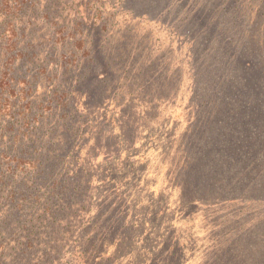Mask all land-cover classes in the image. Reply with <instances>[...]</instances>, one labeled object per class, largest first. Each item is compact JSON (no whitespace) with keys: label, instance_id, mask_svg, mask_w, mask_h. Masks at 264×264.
<instances>
[{"label":"trees","instance_id":"16d2710c","mask_svg":"<svg viewBox=\"0 0 264 264\" xmlns=\"http://www.w3.org/2000/svg\"><path fill=\"white\" fill-rule=\"evenodd\" d=\"M92 1L91 7L89 4L77 5L78 12L71 30L69 26L59 27L58 30L62 36V47L73 45L75 53L77 50L78 53L83 52V59L79 63L76 54L65 57L67 74L75 75L77 67L83 71L85 58H90L87 60L90 62L87 76L77 85L79 89L75 88L71 92L63 88L69 79L61 80V86L47 99L35 103L30 99L38 90L37 80H21L19 74L22 67L34 61L37 54L24 53L25 48L20 47V41L26 33L9 20H16L20 15L21 19L25 18L24 8L27 5L35 8L36 4L31 0H0V17L3 18L0 25V46H3L0 48L3 60L0 65V117L11 115L14 120L20 121V129L12 132L16 149L23 137L32 134L38 127H45L50 138L58 134L62 142L54 144L50 141L48 144L49 150L56 152L53 154L54 159L60 165H68L69 162L77 168L81 164L78 148H75L79 145L78 141L86 140L93 134L97 137L101 133V144L96 142L97 138H92L93 149L116 153L119 159V163L114 161L107 166V179L102 185L104 188L117 187L122 190L129 199L131 215L133 210L137 215V219H134L128 214V224L120 227L119 223L123 219L116 217L115 226L122 232L114 228L115 232H111L114 241L105 253L106 264H125L123 261L128 251L138 259L147 257L144 256L143 245L151 242V236L144 232L145 228L157 235L153 242L155 246L156 241L160 242L157 238L159 229L164 230L167 224L169 226V220L173 214H180V209L185 211L183 215L188 221L194 219L190 218L188 212L210 201L225 202L235 195L242 197L239 199L242 202L245 199L264 200V0L150 1L149 5H154L153 9L161 8L160 11L167 6V2L181 9L182 18L177 28L193 44L190 53L194 59L190 63L194 67V74L199 72L201 78L196 75L197 84L203 85L202 90L205 92L201 112L206 116L195 127L193 134L185 135L187 142L183 146L185 153L182 154L185 168L181 169L173 156L169 164L159 156L162 165L157 170L152 168L157 154L155 148L147 149L144 156L138 154L132 159L122 154L136 148L137 142L130 141L133 125L158 137L160 132L156 125L162 119L148 110H153V101L165 104L176 97L173 94L177 89L180 71L170 72L166 52L153 47L149 49L143 41L134 43L133 49L127 43L114 44L119 33L126 35L125 29L118 27L113 32L111 18L103 15L104 10L98 7V0ZM125 1L120 2L122 7L126 6ZM138 3L141 9L137 11L145 13L148 10L145 9L147 1L140 0ZM80 8L97 11L98 14L89 23ZM84 30L89 32L88 40L78 38ZM128 33H132L130 27ZM38 66L34 68L37 77L46 76V69ZM50 79H56V75L50 76ZM123 80L126 84H117ZM73 93H77V97ZM81 94L87 95L85 110L81 107L83 103L78 100ZM136 102H141L140 108L135 106ZM57 119L58 126L50 122ZM42 120L45 122L42 123ZM149 123V126L145 125ZM8 124L17 126L15 122ZM107 127H111L109 132H105ZM73 137L78 141L72 149L65 150ZM41 150L39 147H23L19 153L14 149L0 153L3 158H12L15 164L10 169H19L27 174L26 181L19 182L7 174L6 169H1L0 187L8 192L0 195V199L13 205V218L16 221L21 213L30 219V223L25 224L28 232H0V264H8L3 260L10 256L11 249L16 250L17 246H24L25 243L33 247V229H36L34 224L39 217L45 220L51 216L55 223L61 217L59 210H51L58 201V194L63 195L61 184L66 182L57 179L56 168L55 174L53 169H48V161L44 157L36 156ZM189 152L194 156L190 157ZM77 189L80 191V188ZM256 192L258 194L255 196ZM196 195L201 196L203 201L200 198L193 200ZM60 199H63L62 196ZM146 199L150 201L146 202ZM27 205L29 207L25 212ZM37 206L42 207V214L37 213ZM31 211L38 214L35 221ZM138 217H141L139 221ZM234 224L237 226L238 222ZM252 224L240 228V232H218L217 235L222 239L216 242L213 238L212 246L204 236L200 239V234L205 232H195L196 248L190 243L193 248L188 247L186 251H193L194 254L200 251L202 245L208 248V261L213 264H264L263 260H252L253 256L239 247V243L250 246L256 240V235L253 236L251 232H264V217ZM57 232H61L59 227ZM122 238L124 240L120 241ZM11 241H16L12 247ZM171 245L178 247L175 243ZM54 248L58 252L61 246L57 244ZM160 252L157 259L160 261L154 259L155 264L167 260L168 264H176L165 247ZM91 258L94 264L100 262L94 253ZM138 264L153 263L144 260Z\"/></svg>","mask_w":264,"mask_h":264},{"label":"rangeland","instance_id":"374dc122","mask_svg":"<svg viewBox=\"0 0 264 264\" xmlns=\"http://www.w3.org/2000/svg\"><path fill=\"white\" fill-rule=\"evenodd\" d=\"M98 1V7H102L104 10L102 11V13L104 12L103 15L111 18L113 32L118 27L123 30L125 29L126 35L119 33L115 37L114 44L122 45L127 43L128 47L133 49L134 43L143 41L146 44L145 47L149 49L153 47L156 50L162 49L166 52L167 57L165 58H168V69L170 72L180 71L177 89L173 94V97H176L167 100L165 104H156L153 101V110H148L152 115L159 116L162 119L156 125L158 127L156 129L160 132L158 137H153L150 131L142 130L133 125L130 131L132 135L130 141L132 143L137 142L136 148H127L129 149L127 154L122 155H127L132 159L138 156V154L144 156L148 150L155 148L154 150L157 154L152 164L153 169L157 170L162 165L159 156L164 158L167 164L171 162L173 156L175 160H178L181 169H183L182 154L185 153L183 146L187 142L185 135L193 134L195 127L199 126L201 119H205L206 116L204 112H201V104L204 102L203 93L205 92L202 90L203 85L197 84L196 75H198L200 80L201 78L199 77V72L194 74V67L190 63L194 59L190 53L193 44L188 40V36L177 28V23L182 18L181 9L178 10L170 2H167L168 7L165 6L160 11L161 8L153 9L154 5H149L152 0H145L147 1L145 9L148 8V10H145V13H139L137 10L141 9L138 3L140 0H126L125 7L120 5V2L124 0ZM175 1L178 2L179 0ZM31 2H34L36 7L27 5L23 10L25 18L21 19L20 15L18 19H11L9 21H13L17 28L22 29L26 33L25 38L20 41V47L25 48L24 53L37 54L34 57V61H29L22 67L19 78L26 81L37 80L36 85L38 90L31 96L30 100L39 103L47 99L56 88L61 86V80L69 79V83L63 85V88L67 92H71L75 88L79 89L77 85L82 78L87 76L90 65V62L87 60H90V58H85L86 63L82 66L83 71L77 67L75 68V75L69 76L67 74L64 68L65 57L76 54V60L79 59V63L83 59V52L78 53L77 50L75 53L73 45L62 47L63 43L60 39L62 36L58 30L59 27L65 26H69L68 28L71 30L74 17L78 12L77 5L89 4L91 7L93 1L31 0ZM80 12H83L89 23L98 14L97 11H85L84 9H81ZM2 20L3 18L0 17V25L2 24ZM87 26H90V24H87ZM129 27L132 29V33L127 34ZM88 33L87 30H84L78 35V38L88 40ZM2 47L0 46V48ZM96 53L100 55L99 52L96 51ZM2 63L3 60L0 56V65ZM37 65H40L38 66L39 68L43 67L46 69V76L37 77L34 69ZM52 75H56V79L51 80L50 76ZM117 84H126V81H118ZM68 94L70 95L71 93ZM72 95L77 97L78 94L73 93ZM86 98L87 95L81 94L78 99L80 103H83L81 107L84 110L86 108L84 101ZM140 105L141 102L135 103V106H138V108H140ZM161 105L162 107H160ZM142 111L145 112L143 108ZM9 122H15L17 126H9ZM44 122L42 120V123ZM50 122L58 126V119ZM145 125L149 126L150 123ZM111 127H107L105 132H109ZM47 128L49 127L47 126ZM19 129L20 121L14 120L11 115L0 117V153L11 151L12 149L16 153H19L23 150V147L42 148L41 153L36 154V156L44 157L48 161V169L50 171L53 169L55 174L56 168L57 179L66 183L61 184L63 195L58 194V201L53 205L54 208L51 210L52 212H56L55 208L59 210V215L61 216L59 221L55 223L53 217L50 215V218L45 220L41 217L38 218V214H42L43 209L37 206L36 208L39 207L36 209L38 214L35 211H31L34 221L38 218L35 221L36 224L31 223L36 228L33 229V247H28L26 243L24 246H17L16 250L11 249L9 251L10 256L4 258L3 262L8 264H94L93 258H91V254L94 253L100 261L96 264H103L107 260L105 253L111 248L110 245L114 241L111 233L115 232L114 228L128 224V214L132 218L137 219L134 210L133 215H131L130 204L128 203L129 199L126 198L122 190L117 187L104 188L102 185L107 179V166L114 163V161L119 163L116 153L112 154L107 150L102 152L100 149L99 151L93 149L92 138H97L96 142H100L101 144V133L99 134L100 136L96 137V134H93L92 137L86 138L83 141H78L77 138L73 137V141L67 144L65 150L72 149L73 144L75 145L77 141L79 142V145L75 148H78L79 159L81 161L80 168L69 162L68 165H60L57 159H54L53 154L56 152L51 149L49 150L48 144H50V141L54 144H60L63 140L61 136L55 134L50 138L46 133L45 127H38L36 130H33L32 134H28L29 136H24L20 142V146L16 149L13 145L14 138L12 132ZM164 133L167 135H164ZM189 156L192 157L194 154L191 153ZM14 164L12 158H3L0 155V170L6 169L7 174H11L19 182L26 181L25 176L27 174L21 172L19 169H10ZM55 165L57 166L54 167ZM0 188H2L0 195L7 194L8 191L6 189ZM77 188H80V191ZM257 194L258 192L255 193V196ZM61 196L63 199H60ZM190 196L192 197V195ZM193 198L195 201L199 200V198L203 201L201 196L196 195ZM239 199H242V197H236L235 195V197L225 202L219 200L205 202L206 204L203 207H196L188 212L190 213V218H194L188 221H186L183 215L185 211L180 209L181 213L173 214V218L169 220V226L168 224L164 225V230L159 229V232L157 231V238L160 239V242L156 241L155 246L153 242L154 237L157 235L150 232L149 228H145L144 232H147V235L151 236V242L143 245L145 250L144 256L147 257L143 256L144 258L138 259L134 257L131 251H128L123 263L138 264L140 261L142 263V261L148 260V262L155 264L154 259L156 261L160 257V251L162 247H165L169 251L171 260L176 261V264H213L211 261H208L210 253L207 252L208 248L201 245L200 251H196L194 254L193 251L187 253L186 249L191 247L190 243L196 248L197 243L195 239L197 234L195 232H205L203 235L200 234V239L204 236L212 246L214 245L213 238L216 239V242L222 239L217 235L218 232H240V228L251 226L257 219L264 217V200L260 198L245 199V202H242ZM149 201L150 199H146V202ZM42 204L44 203L42 202ZM27 207L29 205L25 206V212L27 211ZM13 210L14 207L11 203L0 199V232L5 230H7L6 232H28L25 224H29L30 219H27V216L21 213L16 221V218H13ZM161 212L162 210L160 214ZM125 214L126 218H124ZM169 214L170 212L167 213V215ZM118 216L119 219L122 218L124 220L119 223V227L115 226L114 223ZM163 218L166 219V216L164 215ZM140 219L141 217H138V221ZM145 221L147 222V220ZM235 221L238 222L237 226L234 224ZM4 224H7L8 227H5ZM58 227L61 232H57ZM118 232H122V230L119 228ZM251 233L253 236L254 234L256 235L254 236L256 240L250 246L239 243V247L244 248L247 253L253 256L252 260L260 259L264 261V232ZM122 240L124 238L120 241ZM178 241L181 243L179 244ZM15 242L11 241L10 246H14ZM171 243L177 244L179 249L172 246ZM57 244L61 248L63 247L58 252L54 248ZM165 255H168V253ZM106 263L108 262L104 264ZM160 264H168V260Z\"/></svg>","mask_w":264,"mask_h":264}]
</instances>
